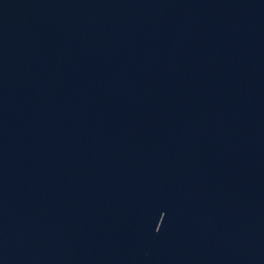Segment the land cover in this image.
<instances>
[{
	"label": "water",
	"instance_id": "1",
	"mask_svg": "<svg viewBox=\"0 0 264 264\" xmlns=\"http://www.w3.org/2000/svg\"><path fill=\"white\" fill-rule=\"evenodd\" d=\"M0 264H264V0H0Z\"/></svg>",
	"mask_w": 264,
	"mask_h": 264
}]
</instances>
